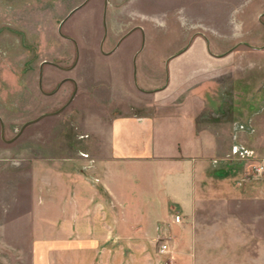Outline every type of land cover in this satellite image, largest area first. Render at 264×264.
I'll return each instance as SVG.
<instances>
[{
    "label": "crops",
    "instance_id": "obj_1",
    "mask_svg": "<svg viewBox=\"0 0 264 264\" xmlns=\"http://www.w3.org/2000/svg\"><path fill=\"white\" fill-rule=\"evenodd\" d=\"M183 2L190 0H80L64 12L60 61L41 62L38 71L39 77L47 68L63 76L56 88L40 93L56 98L71 85L64 107L72 104L78 82L68 74L89 39L79 42L68 22L79 14L99 16L95 49L128 77L129 96L134 90L152 98L160 113L133 111L141 107L137 103L113 111L94 128L97 149L86 153L89 160L85 153L33 159L22 218L33 264H264V174L246 175L247 162L227 158L236 142L252 152V162L264 164V25L258 19L264 13L254 21L262 29L245 33L238 46L255 55L250 63L240 61L249 68L243 71L248 84L236 90L230 118L221 113L218 120L208 105L216 96L212 61L235 49L219 56L206 33L182 27ZM148 5L157 27H165L171 13L188 35L168 55L149 57L145 28L131 23ZM69 47L72 61L64 57ZM108 84L119 98V81ZM158 238L167 245L164 254Z\"/></svg>",
    "mask_w": 264,
    "mask_h": 264
},
{
    "label": "rangeland",
    "instance_id": "obj_2",
    "mask_svg": "<svg viewBox=\"0 0 264 264\" xmlns=\"http://www.w3.org/2000/svg\"><path fill=\"white\" fill-rule=\"evenodd\" d=\"M79 1L0 0V264H33L28 225L22 219L28 212L29 169L33 159L70 158L85 153L89 160L92 154L89 158L86 153L94 154L97 149L92 143L94 128L100 120L112 116L113 111H128L130 103H137L141 107L133 111L140 110L151 116L160 113L152 98L139 95L133 89L129 96L124 87L128 77L125 81L124 75L114 70L112 59L95 49L100 32L99 16L95 20L79 14L68 22L79 42L89 39L87 44H82L77 67L68 74L78 82V94L72 104L64 107L66 96L73 92L71 85L63 88L56 98L40 93V89L50 92L56 88L63 76L47 68L39 77V66L44 61H60L61 18ZM182 4L185 5L179 8L182 27L193 28L196 35L206 33L216 43L212 49L219 56L227 49H235L223 61H212L216 96L208 104L218 120L221 115L229 119L236 90L248 84L243 71L249 68L240 61L246 59L250 63L255 56L251 50L241 51L238 46L246 39L245 33L248 36L252 30L258 33L262 29L254 21L264 13V0H190ZM152 9L148 5L145 15H136L131 23L145 28V53L149 57L155 53L168 55L174 51L171 49L181 47L188 35L182 34L177 18L171 13L165 27H157L154 23L158 19H152ZM258 19L264 25V17ZM90 31L92 36L84 35ZM64 53L72 61L73 49L69 47ZM115 81L120 83V92L114 95L119 96L117 99L112 97L108 84ZM197 118L202 121V115ZM36 119H39L36 123L29 124ZM246 167V175L253 176L250 164ZM162 241L158 238L157 245ZM58 262L55 260V264Z\"/></svg>",
    "mask_w": 264,
    "mask_h": 264
},
{
    "label": "built area",
    "instance_id": "obj_3",
    "mask_svg": "<svg viewBox=\"0 0 264 264\" xmlns=\"http://www.w3.org/2000/svg\"><path fill=\"white\" fill-rule=\"evenodd\" d=\"M239 130H243V127L242 126L239 127ZM82 156H83V158H87V155L83 154ZM227 158L233 159L236 161H245L248 164H250L251 173L256 178H258L264 174V164H262V163L257 164V163L252 162V152L242 144L235 142L231 146L230 152L227 155ZM174 222L179 223L180 222V216H178V215L174 216ZM167 251H168L167 245L165 243H161L160 248H159V252L161 254H164Z\"/></svg>",
    "mask_w": 264,
    "mask_h": 264
},
{
    "label": "water",
    "instance_id": "obj_4",
    "mask_svg": "<svg viewBox=\"0 0 264 264\" xmlns=\"http://www.w3.org/2000/svg\"><path fill=\"white\" fill-rule=\"evenodd\" d=\"M38 120H39V119H36V120L30 122L29 124L35 123V122H37ZM29 124H27V125H29Z\"/></svg>",
    "mask_w": 264,
    "mask_h": 264
}]
</instances>
